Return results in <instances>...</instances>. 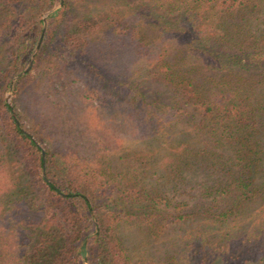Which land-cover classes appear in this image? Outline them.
<instances>
[{
	"label": "trees",
	"instance_id": "1",
	"mask_svg": "<svg viewBox=\"0 0 264 264\" xmlns=\"http://www.w3.org/2000/svg\"><path fill=\"white\" fill-rule=\"evenodd\" d=\"M58 1L0 0V264H264V0H62L9 105Z\"/></svg>",
	"mask_w": 264,
	"mask_h": 264
},
{
	"label": "water",
	"instance_id": "2",
	"mask_svg": "<svg viewBox=\"0 0 264 264\" xmlns=\"http://www.w3.org/2000/svg\"><path fill=\"white\" fill-rule=\"evenodd\" d=\"M61 2H62V0H59V2H58L56 5L52 6L51 8H49V9H47L46 11L43 12V14H42V16H41V18H42V24H43V25H42V28H41V30H40L39 36H38V38H37V42H36V44H35V46H34L32 52H31V54H30L29 62L27 63V65H26L22 70H20L19 72H17L16 74L13 75V76L11 77L9 83H8V89H7L6 94H5V99H6V101H7V103H8L9 105H10L9 94L11 93V91H10V87H11V83H12V81H13L15 78H17L19 75L23 74L25 71H27V70L30 68V66H31V64H32V57H33V54H34L35 50L37 49V47H38V45H39V43H40V40H41V37H42L43 31H44L45 18H46V16L48 15V13H50L51 11H53L56 7L60 6V5H61ZM11 112H12V115L15 117V114H14V112H13L12 109H11ZM28 134H29V133H28ZM29 136L33 139V141L35 142V144L38 145L37 140H36L35 138H33V136H32L31 134H29ZM41 153H43V149H42V148H41ZM84 263H85V264H88V262L85 261V260H84Z\"/></svg>",
	"mask_w": 264,
	"mask_h": 264
},
{
	"label": "rangeland",
	"instance_id": "3",
	"mask_svg": "<svg viewBox=\"0 0 264 264\" xmlns=\"http://www.w3.org/2000/svg\"><path fill=\"white\" fill-rule=\"evenodd\" d=\"M58 2H59V1H58ZM58 2H57V3H58ZM57 3H56V4H57ZM56 4H55V5H56ZM53 6H54V5H53ZM58 7H59V6H58ZM58 7H56V8H58ZM50 8H51V7H50ZM56 8H55V9H56ZM48 9H49V8H48ZM46 10H47V9H46ZM46 10H45V11H46ZM42 14H43V13H42ZM41 16H42V15H41ZM15 74H16V73H15ZM10 91H11V89H10ZM5 94H6V92H5ZM11 96H12V91H11V93L9 94L10 104H11ZM37 142H38V141H37ZM38 145H40L39 142H38ZM160 247H161V246H160Z\"/></svg>",
	"mask_w": 264,
	"mask_h": 264
}]
</instances>
